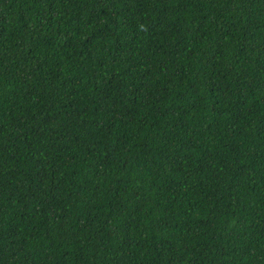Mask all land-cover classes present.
<instances>
[{"label":"trees","instance_id":"trees-1","mask_svg":"<svg viewBox=\"0 0 264 264\" xmlns=\"http://www.w3.org/2000/svg\"><path fill=\"white\" fill-rule=\"evenodd\" d=\"M0 264H264V0H0Z\"/></svg>","mask_w":264,"mask_h":264}]
</instances>
